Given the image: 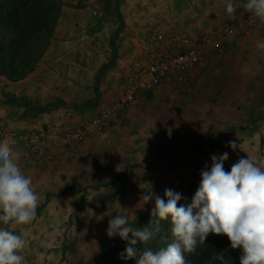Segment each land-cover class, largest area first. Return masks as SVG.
Here are the masks:
<instances>
[{"label":"rangeland","instance_id":"obj_1","mask_svg":"<svg viewBox=\"0 0 264 264\" xmlns=\"http://www.w3.org/2000/svg\"><path fill=\"white\" fill-rule=\"evenodd\" d=\"M57 2L49 43L29 73L27 87L34 92L30 99L35 104L73 114L77 109L72 106L87 101L96 72L107 78L115 71L124 80V65L116 70L95 68L96 58H118L116 49L122 53L123 42L145 33L157 15L188 18L186 12L195 9L197 1ZM115 32L117 36L106 44ZM93 34L98 37L90 40ZM92 46L105 49L98 53ZM263 58L261 49L239 58L233 53L226 60L195 68L188 90L170 81L142 94L108 141L88 139L63 161L26 165L16 155L21 172L32 177L40 194L35 219L18 225L28 241L23 252L45 256L47 264H125L130 259L118 258L125 242L106 235L108 220L119 206L133 208L136 226L143 227L153 205L143 206L139 200L149 188L160 195L165 188H173L184 198L179 203L187 204L199 185L201 169L211 166V155L228 152L224 169L229 171L238 155L247 153L241 144L251 140L252 155L264 158L262 145L254 140L264 128V100L254 99V93L264 90ZM231 140H237L239 148L227 147ZM169 228L166 221L161 222V231L169 233ZM135 247L138 252L144 250L139 242Z\"/></svg>","mask_w":264,"mask_h":264},{"label":"clouds","instance_id":"obj_2","mask_svg":"<svg viewBox=\"0 0 264 264\" xmlns=\"http://www.w3.org/2000/svg\"><path fill=\"white\" fill-rule=\"evenodd\" d=\"M225 7L229 15L236 14L233 0H225ZM241 8L264 23V0H242ZM257 47L264 49V41ZM227 147L239 148L237 140L229 141ZM227 159L228 152L211 155V166L201 169L190 203H179L184 198L173 188H165L163 195L151 188L142 193L139 202L153 205L143 227L136 226L133 208L119 206L106 228L109 238L118 236L126 244L118 258L138 256L136 264H191L187 255L195 253L211 233L226 236L231 249H240V264H264V158L246 155L225 171ZM39 201L32 177L21 172L9 143L0 141V223H31ZM130 217L134 222L130 223ZM164 221L170 225L171 242L155 251L144 247L138 252L137 243L147 245L154 240ZM27 245L22 235L0 228V264H24L21 253ZM213 259L228 264L223 252L214 253Z\"/></svg>","mask_w":264,"mask_h":264},{"label":"built area","instance_id":"obj_3","mask_svg":"<svg viewBox=\"0 0 264 264\" xmlns=\"http://www.w3.org/2000/svg\"><path fill=\"white\" fill-rule=\"evenodd\" d=\"M233 3L237 7L234 16L226 13L223 21L217 14L208 16L196 34L170 24L148 26L126 66L122 93L102 103L96 113L65 126L27 131L11 129L0 121V141H7L24 164L61 160L90 138L108 141L112 126L126 116L140 94L166 81L188 90L195 68L231 56L236 40L254 30L264 31V23L241 8L242 0Z\"/></svg>","mask_w":264,"mask_h":264},{"label":"crops","instance_id":"obj_4","mask_svg":"<svg viewBox=\"0 0 264 264\" xmlns=\"http://www.w3.org/2000/svg\"><path fill=\"white\" fill-rule=\"evenodd\" d=\"M196 1H197L196 8L189 9L186 12L188 13L187 14L188 18L187 17L171 18L170 16H163V14L162 15L159 14L157 15L156 20L152 19L150 22H148L149 24L147 25V27L151 25H156V24L162 27H165L166 25L170 24V25H174V26L181 28L183 31L189 32L191 34H196L199 32L200 28L202 27V24L206 21L208 16L217 14L220 18V21L224 20V16L227 12H226L225 4L222 2V0H211L213 2H211L210 0H202L203 1L202 3L198 2V0ZM160 15L163 17H161ZM117 34L118 33H116V36ZM143 36H144V33L135 39L129 40V38H127V41L123 42L125 47L123 48L124 45H122L121 47L122 49H124L123 52L122 53L120 52V48L116 49L118 53V58L116 57V55H114L113 58L109 57L110 59L106 57L104 59V55L99 56L98 58H96L97 65H95V68H103V69H109V70H114L115 68L116 70V66L118 67L120 65H124V67L126 68L128 62L135 54ZM97 37H98V34L90 35V40L96 39ZM111 37L112 35H109L106 38V44H108V42L111 41ZM262 41H264V31L263 30L251 31L245 37L240 38L235 41L234 53L238 54V58L242 56H246L248 54L250 55L256 52V50L258 51L259 49H261L257 47V45ZM92 47H94L93 48L94 52H98V53H101V51L105 49V48H102V50L99 49L100 46H92ZM261 51L264 52V49H261ZM119 54H120V58H119ZM227 58L228 57L222 60H226ZM215 61H218V60H215ZM209 63H212V62H209ZM260 66L264 67V61L262 62V64H260ZM110 73H111V76H108L107 78L102 76L99 72L95 73V77L97 74L100 75V81L98 83L97 98H94V92H93V85L95 81V77H94L91 83L90 93L87 96L88 97L87 101L80 103L78 106L76 105V107L72 106V109H77V111H75L73 114H70V113L61 114V110L55 109L54 107L50 105L35 104V102L31 101L30 98H31L32 93L34 92L33 91L31 92L30 88L27 87L28 86L27 84L30 83L29 80H30L31 73L30 75L28 74L25 78L19 81H16V82H9L4 77L0 76V121L11 129L19 130V131H27V130H38V129L46 128L49 126H65L73 121H77L81 119L82 117L92 115L97 112V110L99 109V106L102 103L110 102L116 99L123 91L124 83H125V76H124V80H122L121 74H116L115 71L113 72L111 71ZM167 82H170V81L163 82L162 84H165ZM162 84H160L159 86H161ZM262 85H264V82H262ZM18 93H20V95ZM252 94H250L251 97L253 96ZM141 95L142 94L139 95V98ZM254 96H255L254 97L255 100H260V99L264 100L263 88H262V91L258 90V92L254 93ZM12 103L15 104V107H12L13 106ZM95 103H100V104L99 106L94 108ZM62 107L63 105H60L58 108H62ZM132 108L128 111L125 117L120 119L116 124L112 126L109 132V136L111 135L114 128L118 126L119 123H121L122 121L126 120L129 117L132 111ZM40 109H43V110H40ZM58 114L60 115L59 117L54 116ZM257 136L259 137V145H262L261 151L264 152V128L261 130V134L260 135L257 134ZM254 140L256 142L255 138ZM261 140H263V144H261ZM251 142L252 141L249 140V141H244L243 144H241L246 149L247 153L238 155L237 157L238 159L241 157H246V155L252 156V152L248 148ZM250 148H253V146H251ZM14 152L18 157V152L16 150H14ZM68 157L63 158L61 160H56V161H63L67 159ZM56 161L42 160L37 163H29L26 165L37 166L43 162L54 163ZM0 228L13 231L14 234H17V235L23 234L19 226L14 223L2 225L0 226ZM21 254L24 256V264H47L48 262V259L45 256L41 258V256L37 257V256L32 255L31 253L22 252Z\"/></svg>","mask_w":264,"mask_h":264},{"label":"trees","instance_id":"obj_5","mask_svg":"<svg viewBox=\"0 0 264 264\" xmlns=\"http://www.w3.org/2000/svg\"><path fill=\"white\" fill-rule=\"evenodd\" d=\"M57 1L0 0V76L7 81H19L34 70L49 43L59 11ZM116 33H113L112 41ZM99 81L100 75L97 74L93 85L94 98L98 95ZM169 242V233L161 231L155 242L144 247L155 251ZM220 252L224 253L228 264H240V249H231L226 236L211 233L204 244H198L196 252L188 254L187 258L191 264H222L213 259V254ZM138 258L130 259L125 264H136Z\"/></svg>","mask_w":264,"mask_h":264}]
</instances>
